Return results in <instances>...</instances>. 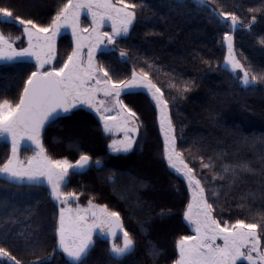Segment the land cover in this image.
Instances as JSON below:
<instances>
[{
    "label": "trees",
    "instance_id": "16d2710c",
    "mask_svg": "<svg viewBox=\"0 0 264 264\" xmlns=\"http://www.w3.org/2000/svg\"><path fill=\"white\" fill-rule=\"evenodd\" d=\"M64 2L0 0V7L13 11L11 18L0 17V33L19 37L15 45L21 48L23 25L15 17L46 25ZM129 2L144 5L137 9L129 34L118 38L113 49L99 51L95 59L110 69L114 79H129L134 69L149 72L168 102L177 149L202 184H208L204 177L210 180L213 173L201 168L200 156L207 162L217 153L224 154L215 160L217 171L221 164L243 160L252 161L257 169L264 167V81L241 87L222 66L223 38L228 32L234 54L244 68L250 74L264 75V11H248L264 5V0H208L207 7L191 0ZM219 11L240 17L238 27L230 29L229 22L216 15ZM253 15L256 20L250 23ZM56 47L54 63L58 67L72 49L70 37L58 36ZM122 48L128 52L124 58L119 56ZM149 64L155 67L149 69ZM34 70L30 61L0 63V100L17 102L24 81ZM173 80L181 88L187 82L188 90L181 95L170 86ZM120 99L137 113L140 125L127 153H110L111 136L103 132L98 116L84 107L53 119L42 130L41 142L53 159L74 163L81 154L91 157V167L83 174L70 172L63 190L75 193V202L81 207L91 200L118 212L124 230L135 242L131 254L115 260L109 254V240L94 236L85 264H172L176 240L192 235L183 215L190 199L188 185L164 159L158 112L148 91L125 89ZM9 154V144L0 141V163ZM97 160L99 168L93 166ZM241 175L230 192L228 181L210 185L225 186L219 200H209L216 205L214 214L221 221L256 222L258 213H264V175ZM249 192L255 197L243 199ZM57 219L58 208L44 185L16 184L0 178V247L23 264H71L61 251H53ZM119 239L113 242L119 244ZM152 248L160 250L155 258L149 254ZM0 264L11 262L3 259Z\"/></svg>",
    "mask_w": 264,
    "mask_h": 264
},
{
    "label": "snow or ice",
    "instance_id": "6c2138e0",
    "mask_svg": "<svg viewBox=\"0 0 264 264\" xmlns=\"http://www.w3.org/2000/svg\"><path fill=\"white\" fill-rule=\"evenodd\" d=\"M197 3L209 6L208 0H197ZM143 7L142 3H132L129 0H66L46 25L37 24L32 19L15 17L16 22L23 25L27 47L17 49L14 44L19 37L0 33V61L24 57H31L35 61V70L24 81L19 100H0V138H6L11 144L10 154L0 163V175L17 184L46 182L52 199L62 205L55 226L53 251L59 249L71 264H85L96 230L101 234L106 232L110 240L118 237V231L123 233L122 243H111V258L118 260L131 254L135 242L124 230L118 212L109 210L105 205L93 204L91 200L86 207L77 204L72 208L71 203L76 194L63 190L70 172L86 168L91 157L81 154L75 164L67 159H53L46 153L41 133L45 123L59 111L67 112L77 104H84L99 116L105 133L113 130L124 133L122 140H113L108 145L109 149L127 152L132 148L140 125L137 123V113L124 104L120 96L125 89L142 86L156 104L157 120L164 139V159L170 168L183 175L190 194L183 215L192 226L194 235H182L176 240L172 264H237L240 260L247 261V264H264V213H258L260 219L256 222L236 219L230 223L228 220L218 219L214 214L216 205L209 202L210 199L219 200L225 190L223 184L218 188L210 185L228 181L227 191L230 192L243 178L241 174L256 175L259 172L264 175V167L257 169L253 167L252 161L243 160L221 164L217 171L215 160L222 159L224 154L217 153L215 157H209L207 162L200 156L201 168L213 173L210 180L204 177L208 184H202L194 169L185 162L183 152L177 149V136L169 116L168 102L164 100L161 88L150 78L149 72L141 69L138 73L134 69L131 78L114 79L110 69L95 59L97 49L104 46L105 41L108 45H114L118 37L129 34L137 18V9ZM248 11H264V5L249 8ZM83 14L91 21L86 27H82ZM218 15L230 22L233 29L241 19L233 12L219 11ZM12 16L13 11L9 7H0V17ZM255 20L256 16L253 15L250 23ZM106 24H110L111 32L102 31ZM244 26L248 27L247 24ZM62 29L71 30L72 49L57 67L54 63L57 55L56 38ZM224 44L228 50L224 57L225 64L233 72L239 70L242 73L239 80L243 85L264 81V75L250 74L236 58L232 36L228 32L224 33ZM85 48L86 59L83 51ZM127 55L126 49H120L121 58ZM154 67L152 64L148 65L149 69ZM170 86L182 95L189 85L186 82L181 88L173 80L170 81ZM25 141L31 143L34 154L21 159L19 150ZM261 142L264 143V138ZM261 159L264 162V156ZM96 164L99 165L100 161L97 160ZM248 196L255 197V193L249 192L243 199L247 200ZM159 253L158 248L149 249L153 258ZM5 257L11 264H23L4 247H0V258Z\"/></svg>",
    "mask_w": 264,
    "mask_h": 264
},
{
    "label": "rangeland",
    "instance_id": "374dc122",
    "mask_svg": "<svg viewBox=\"0 0 264 264\" xmlns=\"http://www.w3.org/2000/svg\"><path fill=\"white\" fill-rule=\"evenodd\" d=\"M176 1H183V0H176ZM191 1H194L195 3H197V0H191ZM198 4V3H197ZM208 5H209V3H208ZM216 13V15L219 17V15H218V12H215ZM220 19H222L221 17H219ZM3 19H8V18H4L3 17ZM81 20H82V27H86V26H88L90 23H91V21H90V19L87 17V15L86 14H83L82 16H81ZM223 20V19H222ZM229 25H230V29H232L233 30V28H232V26H231V24H230V22H229ZM238 25L239 24H237V26L236 27H238ZM235 27V28H236ZM234 28V29H235ZM102 31H108V32H111V26H110V24H106L103 28H102ZM61 34H67L69 37H70V40H71V44H72V33H71V30L70 29H62L61 30V32L57 35V38H58V36H60ZM121 37H123V36H121ZM57 38H56V40H57ZM118 38H120V37H118ZM117 38V39H118ZM23 43H24V45H23V47H27V38L23 35ZM14 46L17 48V49H19L15 44H14ZM113 46L114 45H108L107 44V41H105V45L104 46H101L100 48H98L97 49V52H96V54L99 52V51H104V50H111V49H113ZM223 46H224V57H225V55L227 54V46L224 44V38H223ZM22 48V47H21ZM84 56H85V59H86V57H87V48H85L84 50ZM234 51V50H233ZM14 61H30V62H32L33 64H34V66H35V61H34V59H32L31 57H24V58H21V59H17V60H13V61H0V63H8V62H14ZM222 66L224 67V68H226L230 73H231V75L237 80V82H238V84L241 86V87H246L245 85H243L241 82H240V80H239V77H240V75H242V73H240L239 72V70H237L236 72H233L232 70H231V67L230 66H228V65H226L225 64V60H224V58H223V64H222ZM131 78V77H130ZM134 89H136V90H138V89H142V90H147L146 88H144V87H142V86H139V87H133ZM101 99L103 98L102 96L100 97ZM152 98V97H151ZM153 100V99H152ZM153 102L155 103V101L153 100ZM156 105V104H155ZM77 107H84V108H87V109H90V108H88L86 105H84V104H77V105H75L74 107H72V108H70L69 110H72V109H75V108H77ZM91 111H93L92 109H90ZM94 112V111H93ZM95 114H96V112H94ZM113 114H115V113H113ZM97 115V114H96ZM98 116V115H97ZM98 118H99V116H98ZM99 120H100V118H99ZM102 130H103V132L105 133V131H104V127H103V124H102ZM105 134H108V135H110L111 136V140H110V142H109V144L113 141V140H117V141H120V140H122L123 138H124V133L122 132V131H118V130H113L112 132H108V133H105ZM163 137V136H162ZM164 140V139H163ZM0 141H5V142H7L8 144H9V147H10V150H11V144H10V141H8L6 138H0ZM134 142V141H133ZM132 145H133V143H132ZM109 151H110V153H112V154H118V153H127L128 151H130V149L127 151V152H124V151H116V152H114V151H112L111 149H109ZM34 154V152H33V148H32V145H31V143L30 142H28V141H25V142H23L22 143V146H21V148H20V150H19V155H20V157H21V159H24L25 157H28V156H32ZM167 162V161H166ZM167 165H168V162H167ZM173 170H175V169H173ZM0 178L1 179H4V180H7V181H9L5 176H2V175H0ZM9 182H12V183H16V182H14V181H9ZM17 184V183H16ZM19 184H28L27 182H22V183H19ZM37 184H41V185H44L46 188H47V191H48V193H49V195H50V189L48 188V185L46 184V182H44V181H41L40 183H37ZM50 197H51V195H50ZM51 199H52V197H51ZM76 199V198H75ZM75 199H73V201H72V203H71V207L72 208H75L76 207V202H75ZM53 200V199H52ZM53 202L56 204V206H57V208H58V217H59V209H60V207L62 206V205H60V204H58L57 203V201H55V200H53ZM88 205V204H87ZM86 205V206H87ZM86 206H83V207H86ZM185 222H186V224H187V226L189 227V229H190V231L192 232V235H194V232L192 231V226L185 220ZM102 234L99 232V230H96L95 232H94V234H93V238H94V236H101ZM122 238H123V233L121 234V236H120V239H119V244L120 243H122ZM113 240L114 239H111V240H109V245L111 246V243L113 242ZM110 249V248H109ZM59 250V249H58ZM60 251V250H59ZM66 257V256H65ZM67 258V257H66ZM6 260V261H8V262H10L6 257L5 258H0V260ZM68 259V258H67ZM71 262V261H70ZM238 263H244V264H247V261H244V260H240V261H238L237 262V264Z\"/></svg>",
    "mask_w": 264,
    "mask_h": 264
},
{
    "label": "water",
    "instance_id": "95a60500",
    "mask_svg": "<svg viewBox=\"0 0 264 264\" xmlns=\"http://www.w3.org/2000/svg\"><path fill=\"white\" fill-rule=\"evenodd\" d=\"M65 113H66V112H64V111H59L54 117H52L49 121H47V122L45 123L44 128H43L42 130H44V129L46 128V126H47V125H48L53 119H55V118H57V117H59V116L65 114ZM73 164H75V162H74ZM91 165H92V163H91V161H90L89 165H88L86 168H84V169H73L71 172H73V173H75V174H83V173H85V172L91 167ZM100 165H101V163H100L99 165H97L96 163L93 164V166H94L95 168H99ZM121 234H122V232H119V231H118V237H120ZM101 237H102L103 239H105V240H110L109 237L106 235V232H105V234H102ZM112 239H115V238H112Z\"/></svg>",
    "mask_w": 264,
    "mask_h": 264
}]
</instances>
